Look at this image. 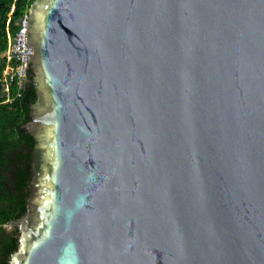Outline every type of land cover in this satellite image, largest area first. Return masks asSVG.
Instances as JSON below:
<instances>
[{
	"label": "water",
	"instance_id": "1",
	"mask_svg": "<svg viewBox=\"0 0 264 264\" xmlns=\"http://www.w3.org/2000/svg\"><path fill=\"white\" fill-rule=\"evenodd\" d=\"M27 43L10 264H264V0H35Z\"/></svg>",
	"mask_w": 264,
	"mask_h": 264
},
{
	"label": "trees",
	"instance_id": "2",
	"mask_svg": "<svg viewBox=\"0 0 264 264\" xmlns=\"http://www.w3.org/2000/svg\"><path fill=\"white\" fill-rule=\"evenodd\" d=\"M35 0H0V60L7 51L11 37L19 29L18 22ZM6 64L0 62V76ZM30 82L18 95L12 89V100L0 85V264H10L11 255L19 246V230L6 226L17 221L27 211L30 184V154L34 138L23 125L31 120V105L37 100L36 90L29 73ZM17 94V95H16Z\"/></svg>",
	"mask_w": 264,
	"mask_h": 264
},
{
	"label": "built area",
	"instance_id": "3",
	"mask_svg": "<svg viewBox=\"0 0 264 264\" xmlns=\"http://www.w3.org/2000/svg\"><path fill=\"white\" fill-rule=\"evenodd\" d=\"M19 29L14 37H11L9 47L2 55L0 62L6 64L3 75L0 76V85L8 94L7 101H11L12 89L20 91L29 82V71L31 68L30 58L34 54V48L27 43L28 31L30 26V13L26 14L18 22ZM16 94V95H17Z\"/></svg>",
	"mask_w": 264,
	"mask_h": 264
},
{
	"label": "flooded vegetation",
	"instance_id": "4",
	"mask_svg": "<svg viewBox=\"0 0 264 264\" xmlns=\"http://www.w3.org/2000/svg\"><path fill=\"white\" fill-rule=\"evenodd\" d=\"M34 69H35L34 66H32L30 74L32 73L35 76V70Z\"/></svg>",
	"mask_w": 264,
	"mask_h": 264
},
{
	"label": "rangeland",
	"instance_id": "5",
	"mask_svg": "<svg viewBox=\"0 0 264 264\" xmlns=\"http://www.w3.org/2000/svg\"><path fill=\"white\" fill-rule=\"evenodd\" d=\"M12 228H14V226H12V225H8V226H6V229H7V230H12Z\"/></svg>",
	"mask_w": 264,
	"mask_h": 264
},
{
	"label": "clouds",
	"instance_id": "6",
	"mask_svg": "<svg viewBox=\"0 0 264 264\" xmlns=\"http://www.w3.org/2000/svg\"><path fill=\"white\" fill-rule=\"evenodd\" d=\"M31 68H32V65H31ZM31 68H30V71H31ZM30 71H29V73H30ZM29 82H30V78H29ZM29 82H28V83H29ZM11 225L14 226L12 223H11ZM15 227H16V226H14V228H15ZM16 228H17V227H16Z\"/></svg>",
	"mask_w": 264,
	"mask_h": 264
}]
</instances>
